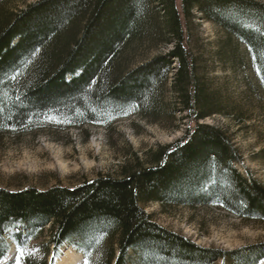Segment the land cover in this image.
<instances>
[{
  "label": "trees",
  "instance_id": "16d2710c",
  "mask_svg": "<svg viewBox=\"0 0 264 264\" xmlns=\"http://www.w3.org/2000/svg\"><path fill=\"white\" fill-rule=\"evenodd\" d=\"M0 0V138L137 116L181 135L133 155L116 175L74 186L0 187V236L25 251L20 264H52L64 245L83 264H235L264 260V242L225 251L163 227L145 211L215 206L264 222V185L231 135L204 121L235 107L190 47L197 13L242 46L251 74L245 100H264V4L253 0ZM162 47L145 56L142 47ZM139 53V54H137ZM229 51L220 49V61ZM238 54H233V61ZM52 135V134H51ZM31 243V244H30ZM69 248V247H68ZM4 250L0 249V259ZM11 264V263H7Z\"/></svg>",
  "mask_w": 264,
  "mask_h": 264
},
{
  "label": "rangeland",
  "instance_id": "374dc122",
  "mask_svg": "<svg viewBox=\"0 0 264 264\" xmlns=\"http://www.w3.org/2000/svg\"><path fill=\"white\" fill-rule=\"evenodd\" d=\"M34 1L8 0L3 7L5 10H18ZM253 1L264 4V0ZM190 34L193 53L202 56L207 75L235 106L232 115L214 116L204 122L223 127L231 135L242 156V162L237 167L241 171L248 169L254 179L264 185V100L254 96L244 98L251 74L241 64L243 48L235 42L229 44L218 26L197 13L190 24ZM142 49V54L150 56L162 47L148 49L143 46ZM220 49L229 51L223 61L217 56ZM233 54H238L236 61L231 59ZM50 131L18 138H0V187L18 190L26 187L43 189L58 184L74 186L99 175H116L118 166L133 155L142 157L146 150L172 142L181 135L182 128L170 130L137 116H129L116 120L109 129L88 124L78 129ZM145 211L158 224L199 246L238 251L242 247L264 242V222L246 221L215 206L188 209L181 206L162 207L152 202L145 205ZM0 249L4 250L1 264H18V258L20 264L25 256V251L15 245L7 234L0 236ZM66 250L75 264L84 263L80 252L64 245L52 264L64 257ZM215 264L235 262L225 259ZM257 264H264V260Z\"/></svg>",
  "mask_w": 264,
  "mask_h": 264
},
{
  "label": "bare ground",
  "instance_id": "6f19581e",
  "mask_svg": "<svg viewBox=\"0 0 264 264\" xmlns=\"http://www.w3.org/2000/svg\"><path fill=\"white\" fill-rule=\"evenodd\" d=\"M69 256H70V254L66 250L65 253H64V257H61L60 259L56 260V263H54V264H75V260H73ZM2 263H3V261H2Z\"/></svg>",
  "mask_w": 264,
  "mask_h": 264
},
{
  "label": "snow or ice",
  "instance_id": "6c2138e0",
  "mask_svg": "<svg viewBox=\"0 0 264 264\" xmlns=\"http://www.w3.org/2000/svg\"><path fill=\"white\" fill-rule=\"evenodd\" d=\"M18 264H19V258H18Z\"/></svg>",
  "mask_w": 264,
  "mask_h": 264
}]
</instances>
